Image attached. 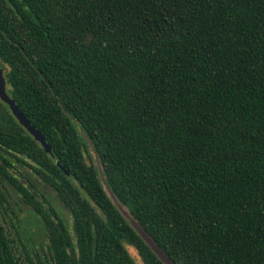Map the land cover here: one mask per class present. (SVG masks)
Masks as SVG:
<instances>
[{
    "label": "trees",
    "instance_id": "16d2710c",
    "mask_svg": "<svg viewBox=\"0 0 264 264\" xmlns=\"http://www.w3.org/2000/svg\"><path fill=\"white\" fill-rule=\"evenodd\" d=\"M0 66L52 148L0 100V264H163L83 132L176 264H264V0H0Z\"/></svg>",
    "mask_w": 264,
    "mask_h": 264
},
{
    "label": "water",
    "instance_id": "95a60500",
    "mask_svg": "<svg viewBox=\"0 0 264 264\" xmlns=\"http://www.w3.org/2000/svg\"><path fill=\"white\" fill-rule=\"evenodd\" d=\"M4 72H5V68L0 66V100L9 106L12 114L16 117L19 123L35 138L37 142H39L42 145L45 152L48 154H52V148L50 144L47 143L46 138L43 135V133L40 130H38L34 125L31 124V122L27 119V117L22 112L21 108L16 104L15 100H13L9 96L7 92L8 85H7ZM83 137L88 142L90 149L92 151V154L94 156L100 180L102 181L103 186L105 187L114 205L120 211L122 216L130 223L131 227L138 233V235L143 239V241L147 244V246L152 250V252L158 257V259L163 264H176L170 258V256L167 255L166 252L162 250V248L154 240V238L150 236L147 233V231L140 225V223L132 216L129 210L120 203V201L118 200L116 195L113 193L112 189L110 188L105 178V175H104L101 163H100V158H99L98 152L93 142L86 136L84 132H83ZM58 165L61 168V170L64 171L65 174L70 175L69 171L66 170L65 167L61 166L60 163H58Z\"/></svg>",
    "mask_w": 264,
    "mask_h": 264
},
{
    "label": "rangeland",
    "instance_id": "374dc122",
    "mask_svg": "<svg viewBox=\"0 0 264 264\" xmlns=\"http://www.w3.org/2000/svg\"><path fill=\"white\" fill-rule=\"evenodd\" d=\"M34 231H37V233H38V229L37 228H35Z\"/></svg>",
    "mask_w": 264,
    "mask_h": 264
}]
</instances>
